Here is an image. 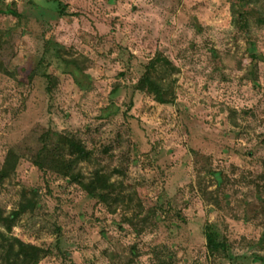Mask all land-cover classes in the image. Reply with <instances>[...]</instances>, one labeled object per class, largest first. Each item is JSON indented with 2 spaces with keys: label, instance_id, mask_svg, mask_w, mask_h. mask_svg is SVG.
<instances>
[{
  "label": "rangeland",
  "instance_id": "1",
  "mask_svg": "<svg viewBox=\"0 0 264 264\" xmlns=\"http://www.w3.org/2000/svg\"><path fill=\"white\" fill-rule=\"evenodd\" d=\"M263 20L264 0H0V209L34 202L2 229L39 264H264ZM157 55L171 103L142 82ZM54 133L106 199L35 164Z\"/></svg>",
  "mask_w": 264,
  "mask_h": 264
},
{
  "label": "trees",
  "instance_id": "2",
  "mask_svg": "<svg viewBox=\"0 0 264 264\" xmlns=\"http://www.w3.org/2000/svg\"><path fill=\"white\" fill-rule=\"evenodd\" d=\"M246 3H243L245 6ZM245 9V8H244ZM235 15L236 8L233 9ZM238 13V12H237ZM243 13L233 19L234 24L239 29H247L248 22ZM242 15V16H241ZM264 21V20H263ZM254 58H258L257 53H253ZM72 63L78 70H82L83 66L77 60L68 61ZM168 67L174 68L169 59L161 55L155 56L147 65L142 82L154 95L156 101L166 104L174 101L175 93L172 83L167 80L170 76ZM168 75V76H167ZM55 139L43 146L39 155L34 159L35 164L44 170L59 172L68 175L72 181L77 182L83 190L92 197H103L104 192H112L115 189V183L109 181V176L99 170H96L87 180L81 176L80 172H76L75 165L79 161H87L91 159V152L85 147L83 142L73 136L54 133ZM46 143V142H45ZM2 175L7 174V168H3L0 172ZM34 205L33 200L20 203L18 210L5 216L3 210L0 209V264H39L40 260L48 254V250L30 243H26L20 238L13 237L5 232L10 229L17 217L27 211V208ZM207 247L211 253L224 244L218 242L212 233L211 226L206 228Z\"/></svg>",
  "mask_w": 264,
  "mask_h": 264
}]
</instances>
